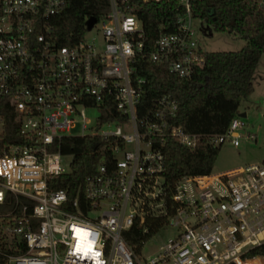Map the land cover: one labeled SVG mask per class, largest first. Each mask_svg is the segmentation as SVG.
<instances>
[{"label": "built area", "instance_id": "obj_1", "mask_svg": "<svg viewBox=\"0 0 264 264\" xmlns=\"http://www.w3.org/2000/svg\"><path fill=\"white\" fill-rule=\"evenodd\" d=\"M180 1L178 30L160 33L150 49L130 0H110L87 25L97 33L74 42L57 28L67 0H0V99L25 136L5 142L1 117L0 222L17 247L27 246L6 264H264L263 254H250L264 243V160L166 177L169 140L191 149L203 139L239 145L246 125L239 113L224 132H190L177 121L174 92L147 100L141 59L167 63L184 79L205 63L191 0ZM66 135L101 140L96 168L74 198L56 182L71 169L64 156L72 154L53 147ZM166 226L174 236L144 253ZM134 227L136 245L125 234Z\"/></svg>", "mask_w": 264, "mask_h": 264}, {"label": "trees", "instance_id": "obj_2", "mask_svg": "<svg viewBox=\"0 0 264 264\" xmlns=\"http://www.w3.org/2000/svg\"><path fill=\"white\" fill-rule=\"evenodd\" d=\"M143 20L150 49L160 33L178 30V18L186 6L180 0H130ZM110 0H67L66 7L57 19L60 35L70 42L84 36L90 16L103 17L109 10ZM191 10L208 29L225 31L240 36L246 43L240 50H211L205 52V63L192 79H184L169 72L167 63L141 59L138 72L150 81L151 95L172 91L179 99L177 121L187 131L198 133L224 132L236 114L244 97L253 90L252 77L264 53V4L256 0H191ZM5 122L3 140L24 142L19 131L17 112L4 99H0V119ZM97 136H62L54 144L65 154H72L71 169L56 181L68 189L74 198L81 190L87 175L98 163ZM168 180L181 174L209 172L213 170L219 153V145L202 140L194 148H188L176 140L165 145ZM25 200V199H23ZM131 244L136 245L140 231L132 228L125 232ZM138 249L139 247L136 246ZM22 241L17 247L15 237L4 231L0 222V264H6L9 254L26 252ZM251 255L263 254L264 243L254 247Z\"/></svg>", "mask_w": 264, "mask_h": 264}, {"label": "rangeland", "instance_id": "obj_3", "mask_svg": "<svg viewBox=\"0 0 264 264\" xmlns=\"http://www.w3.org/2000/svg\"><path fill=\"white\" fill-rule=\"evenodd\" d=\"M203 22L193 16L192 26L195 29V37L204 51L211 50H240L246 41L240 36H234L227 30H212L204 32ZM97 33V29L87 30L86 34L91 37ZM253 90L244 97L239 106L240 114L246 112L243 120L246 125L242 129L243 136L239 145H234L229 140L219 145V153L215 161L214 170H222L236 165L264 160V53L256 67L252 77ZM95 112H90L92 117ZM253 134L254 137H249ZM73 155H65L64 163L69 168ZM175 234L172 227L166 226L153 239L148 241L143 251L153 254L159 244L171 239ZM13 264V263H12Z\"/></svg>", "mask_w": 264, "mask_h": 264}, {"label": "water", "instance_id": "obj_4", "mask_svg": "<svg viewBox=\"0 0 264 264\" xmlns=\"http://www.w3.org/2000/svg\"><path fill=\"white\" fill-rule=\"evenodd\" d=\"M96 21H97V17L96 16H90L88 18V20H87L88 28H91ZM202 30L204 32L209 31L210 33H212V29L209 30L208 27L207 26H204V25H202ZM241 115L242 116H245L246 115V112H242Z\"/></svg>", "mask_w": 264, "mask_h": 264}]
</instances>
